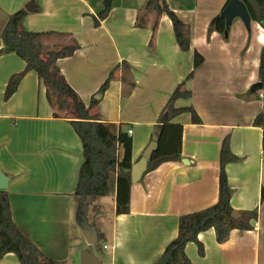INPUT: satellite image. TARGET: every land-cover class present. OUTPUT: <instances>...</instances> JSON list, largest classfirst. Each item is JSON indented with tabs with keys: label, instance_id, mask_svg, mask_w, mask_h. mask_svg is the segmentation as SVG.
<instances>
[{
	"label": "crops",
	"instance_id": "1",
	"mask_svg": "<svg viewBox=\"0 0 264 264\" xmlns=\"http://www.w3.org/2000/svg\"><path fill=\"white\" fill-rule=\"evenodd\" d=\"M28 1L0 0V9L10 15ZM146 2L111 0L107 16L95 26L93 15L103 0H34L35 11H27L22 20L24 29L46 33L48 45L73 40L79 45L56 65L85 105L117 65L95 108L102 120L131 129V163L151 141L159 113L181 81L191 96L177 98L174 106L191 105L201 120L191 122L186 111L170 120L182 126L180 159L161 162L131 182L128 213L114 212L113 186L110 231L102 243L106 253L92 252L99 264H152L176 236L180 214L217 200L219 150L228 137L237 157L225 165L230 204L237 211H256V216L250 229H232L222 243L212 227L199 232L203 254L195 242H187L184 251L191 264H264L263 130L252 124L258 112L264 114V85L252 87L259 81L264 29L252 15L249 29L235 18L225 37L208 27L228 0H166L188 26L189 48L181 50L165 12L154 32V12L139 15L144 25L134 24ZM195 52L202 57L197 66ZM24 67L16 53L0 54V168L9 177L12 220L45 256L77 264L78 251L87 246L85 238L82 244L71 237L72 203L81 209L73 191L82 144L70 118L52 116L34 70L25 71L8 92L10 79ZM0 264L19 262L7 253Z\"/></svg>",
	"mask_w": 264,
	"mask_h": 264
},
{
	"label": "trees",
	"instance_id": "2",
	"mask_svg": "<svg viewBox=\"0 0 264 264\" xmlns=\"http://www.w3.org/2000/svg\"><path fill=\"white\" fill-rule=\"evenodd\" d=\"M257 1L261 14L258 23L264 29V0ZM110 8L111 0H103V8L96 16L93 15L95 26L99 25L100 20L107 16ZM148 12H154L155 15L151 25L152 32L156 29L160 14L165 12L171 20L174 37L179 48L181 50L189 48L188 26L169 8L166 0H147L144 7L138 10L134 24L136 26L144 25L139 22V15ZM250 13L254 18L252 11ZM26 14L27 11L21 8L8 15L0 31L3 41L0 54L14 52L25 61L24 70L10 79L8 92L15 87L25 71L34 70L36 72L44 85L46 99L53 109L52 116L70 118V124L82 144L83 161L79 167L73 191V195L79 200L80 210L82 211L89 199L107 196L114 186V212L116 214L128 213L131 185L130 167L132 164L131 136L122 130L120 124L102 120L95 108L108 87L117 65L110 70L108 77L92 95L89 104L85 105L56 65L58 58L72 55L79 45L74 40L65 45L46 44L43 40L46 33L23 28L22 20ZM210 30L223 33V20L221 18L212 19L208 27V31ZM201 60L202 57L195 52L194 66H197ZM190 75L191 73L188 76ZM258 80L264 85V44L260 52ZM183 86L184 81L175 86L159 113L158 123L152 132V135L159 136L157 147L147 161V169L143 176L154 170L161 162L180 159L182 126L170 123V120L186 111L190 113L191 122H201L191 105L174 106L177 98L191 96V91ZM164 113L167 114V118L161 122L160 119ZM252 124L262 128V146L264 148V114L258 112L254 116ZM120 148H122L121 157L119 156ZM235 160L237 157L230 151L228 137H224L219 150L217 200L200 210L180 214L177 219L176 236L165 245L152 264H191L184 251L186 243L195 242L199 254H203V247L198 241L197 235L211 227L218 243L224 242L232 229L251 228L249 221L256 216V211H238L237 217L231 215L234 210L230 204L232 190L228 184L225 165ZM261 199L264 200V191H262ZM7 253H13L19 264H61L60 261L45 256L17 227L12 220L8 192L6 189H0V259Z\"/></svg>",
	"mask_w": 264,
	"mask_h": 264
},
{
	"label": "water",
	"instance_id": "3",
	"mask_svg": "<svg viewBox=\"0 0 264 264\" xmlns=\"http://www.w3.org/2000/svg\"><path fill=\"white\" fill-rule=\"evenodd\" d=\"M26 11L33 12L35 11L34 0H29L25 6ZM252 11L256 20H260V6L257 0H228L223 9L214 17L213 20L217 18H222L224 21V31L223 34L225 37L228 35V31L233 19L238 18L244 24L246 29L250 28V20ZM8 15L0 9V31L2 30ZM262 84L260 81L255 83L252 87H260ZM167 118V114L164 113L160 119L161 122H164ZM159 136L153 134L151 141L145 147L141 156L131 164L130 167V181L135 183L139 181L144 172L147 169V161L151 157L153 151L157 147V141ZM183 162H187L186 159H182ZM9 177L3 173L0 168V189H6L8 186ZM232 217H237L238 211L233 210L231 213ZM81 232L85 238L87 246L83 248L80 252V264H99L96 257L92 252V244L96 243L97 236L93 226L86 224L83 220L78 222Z\"/></svg>",
	"mask_w": 264,
	"mask_h": 264
},
{
	"label": "rangeland",
	"instance_id": "4",
	"mask_svg": "<svg viewBox=\"0 0 264 264\" xmlns=\"http://www.w3.org/2000/svg\"><path fill=\"white\" fill-rule=\"evenodd\" d=\"M112 208L113 199L111 195L94 197L87 202L82 211L78 209V204L73 202L71 207L72 241H76L77 239V242L81 241L83 244L84 236L78 224L79 219L83 220L86 224L93 226L98 231V239L96 243L91 246L94 252L100 250L102 253H106V250H102V243L110 231ZM81 250L78 251L77 256L75 257L77 264H80Z\"/></svg>",
	"mask_w": 264,
	"mask_h": 264
},
{
	"label": "built area",
	"instance_id": "5",
	"mask_svg": "<svg viewBox=\"0 0 264 264\" xmlns=\"http://www.w3.org/2000/svg\"><path fill=\"white\" fill-rule=\"evenodd\" d=\"M131 129H127V134L130 135Z\"/></svg>",
	"mask_w": 264,
	"mask_h": 264
}]
</instances>
